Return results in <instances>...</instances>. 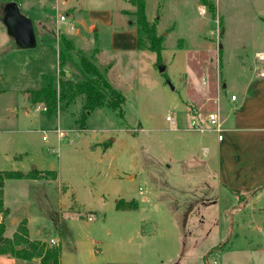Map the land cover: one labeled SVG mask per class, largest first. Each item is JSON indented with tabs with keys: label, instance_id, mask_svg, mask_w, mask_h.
Wrapping results in <instances>:
<instances>
[{
	"label": "rangeland",
	"instance_id": "rangeland-1",
	"mask_svg": "<svg viewBox=\"0 0 264 264\" xmlns=\"http://www.w3.org/2000/svg\"><path fill=\"white\" fill-rule=\"evenodd\" d=\"M140 1L165 36L160 61L131 46V0H0V171L49 173L4 181L5 236L26 219L30 238L59 247V264H264V212L222 213L232 202L215 193L216 135H197L212 141L204 157L196 133L182 131L189 109L215 110L222 91L229 98L242 80L237 61L253 66L264 0ZM8 2L34 32L44 23L34 48L20 49L7 35L1 18ZM113 34L124 36L115 47ZM62 36L70 51L59 47ZM60 49L64 76L82 80L86 57L125 97L121 114L97 108L79 128L82 97L53 113L28 101V90L56 80ZM257 199L264 204V190ZM118 200L129 208L116 209Z\"/></svg>",
	"mask_w": 264,
	"mask_h": 264
},
{
	"label": "crops",
	"instance_id": "crops-1",
	"mask_svg": "<svg viewBox=\"0 0 264 264\" xmlns=\"http://www.w3.org/2000/svg\"><path fill=\"white\" fill-rule=\"evenodd\" d=\"M261 22L264 30V20ZM43 25V22H39L40 31L36 29L34 35L41 37V31L42 28H44ZM93 28L92 26L88 30H93ZM65 36L73 43L75 42L74 37L81 39L79 35L69 37L65 34ZM128 36L131 46L137 48L136 32H134V34L130 32ZM123 39L124 36L113 34L112 41L114 47ZM258 55L263 59L257 58ZM239 57L242 56L232 55V58L235 59H239ZM254 57L256 61H254L253 66L249 69L244 66L242 61H237L240 70L239 75L242 80L238 85L236 84L230 87L231 93L229 98L221 90V97L215 107V109H219V114L225 129L223 132V139L221 141L217 140V138L215 139L219 150L217 162L220 175L219 181H215L217 182L215 193L216 195L218 194V197L223 199L229 198L228 201L231 200L232 202L231 206H220V208H222V213L231 211L238 215L250 213V216H254L255 213L264 212V204L258 206V202H256L259 194L264 190V39L258 50L254 51ZM225 87V83L222 84V89ZM231 95L236 96L235 101L230 100ZM8 111L12 114L10 118L14 120L16 118L14 115L15 108L8 107ZM25 111L27 113L28 109L25 108ZM8 119L9 117L7 116L6 120ZM186 127L187 125L182 131L186 133H196L194 134V139H199L201 154L204 157H208L209 147L212 146V141L204 137H198L197 135L203 133L189 131ZM5 219L6 213L0 216V220L4 225ZM19 222L20 221H18V223ZM27 229L29 239L33 240L30 238V228L27 227ZM6 231L5 227L4 236L6 235ZM50 240L56 243L54 239L51 238ZM0 264L41 263L38 258L22 260L8 256H0Z\"/></svg>",
	"mask_w": 264,
	"mask_h": 264
},
{
	"label": "trees",
	"instance_id": "trees-1",
	"mask_svg": "<svg viewBox=\"0 0 264 264\" xmlns=\"http://www.w3.org/2000/svg\"><path fill=\"white\" fill-rule=\"evenodd\" d=\"M135 5V11L132 13L133 20L131 25L136 32V45L139 50H149L155 52L158 61L160 53L163 50L165 36L157 33V22H149L145 15V9L142 1L131 0ZM61 48L68 51L72 49L70 42L63 36L60 41ZM65 49L58 53V76L56 80L43 85L37 90H28V101L34 104H42L47 113H53L57 110L66 108L78 97L83 98L82 111L80 116V125L86 113H90L97 108L107 107L112 110H118L121 114V106L125 97L120 91L115 89L110 82L102 75L98 68L86 57L80 58L81 72L83 79L74 81L64 76L65 59L67 52ZM82 128V125L79 127ZM49 173L33 169L28 173L19 171L2 172L0 171V216L6 213L3 202V184L6 179H46ZM128 203L123 200L116 202V209L129 208ZM5 225L0 220V256H8L22 260H31L38 258L41 264H59V247H49L44 242L30 240L28 238V229L26 219H22L11 238L4 236Z\"/></svg>",
	"mask_w": 264,
	"mask_h": 264
},
{
	"label": "built area",
	"instance_id": "built-area-1",
	"mask_svg": "<svg viewBox=\"0 0 264 264\" xmlns=\"http://www.w3.org/2000/svg\"><path fill=\"white\" fill-rule=\"evenodd\" d=\"M200 14H203L204 10H198ZM59 21L61 23H66V26L69 31L74 30V25L71 21H66V16L60 15ZM236 96L231 95L230 100L235 101ZM218 100H216V105L218 104ZM39 108H37L38 110ZM42 111H46V108L43 106L41 108ZM190 113V126L187 128L189 131H194L198 133H205V131H211L215 133L217 140L221 141L223 139V132L225 131L223 127V121L221 119V116L219 114V109L216 108L215 110H209L203 113L201 109L191 108L189 109ZM165 120L169 124H175V119L171 117L170 115H167L165 117ZM55 132L57 133V136L59 139L64 137V132L58 127L55 129ZM50 244H55L53 240L49 241Z\"/></svg>",
	"mask_w": 264,
	"mask_h": 264
},
{
	"label": "water",
	"instance_id": "water-1",
	"mask_svg": "<svg viewBox=\"0 0 264 264\" xmlns=\"http://www.w3.org/2000/svg\"><path fill=\"white\" fill-rule=\"evenodd\" d=\"M1 21L5 27L7 35L20 49H30L36 46V39L32 22L22 15L15 2H8L2 7ZM164 68H160L162 72Z\"/></svg>",
	"mask_w": 264,
	"mask_h": 264
}]
</instances>
